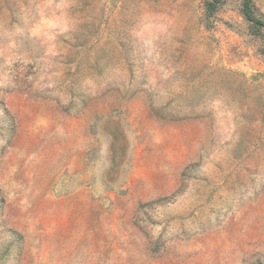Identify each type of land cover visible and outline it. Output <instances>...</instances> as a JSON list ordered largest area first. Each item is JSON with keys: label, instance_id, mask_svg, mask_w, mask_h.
<instances>
[{"label": "rangeland", "instance_id": "1", "mask_svg": "<svg viewBox=\"0 0 264 264\" xmlns=\"http://www.w3.org/2000/svg\"><path fill=\"white\" fill-rule=\"evenodd\" d=\"M0 0V264H264V0Z\"/></svg>", "mask_w": 264, "mask_h": 264}, {"label": "trees", "instance_id": "2", "mask_svg": "<svg viewBox=\"0 0 264 264\" xmlns=\"http://www.w3.org/2000/svg\"><path fill=\"white\" fill-rule=\"evenodd\" d=\"M243 1V14L246 17V19L250 22H252L255 25L263 26L262 23H258L254 17V13L251 7L250 0H242Z\"/></svg>", "mask_w": 264, "mask_h": 264}]
</instances>
